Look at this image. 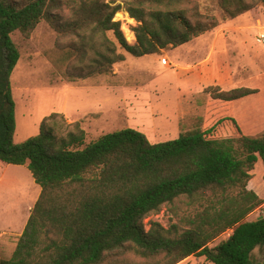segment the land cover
<instances>
[{
	"label": "trees",
	"instance_id": "obj_1",
	"mask_svg": "<svg viewBox=\"0 0 264 264\" xmlns=\"http://www.w3.org/2000/svg\"><path fill=\"white\" fill-rule=\"evenodd\" d=\"M205 1L217 13L203 11L200 0H0V162L25 165L40 186L12 255L0 256V264H178L196 255L211 264H264V255L254 253L264 251V214L247 219L264 204L247 186L257 160L264 163V130L244 134L224 109L206 126L202 116L187 117L176 138L156 143L129 127L85 143L76 123L66 136L42 123L39 133L13 139L9 77L20 55L12 32L29 37L44 21L76 43L78 61L89 54L87 73H111L124 60L117 44L136 57L159 54L264 6V0ZM120 9L135 20L134 34L125 24L121 31L114 17ZM204 92L217 111L258 90ZM163 206L175 222L150 221L146 229L144 219Z\"/></svg>",
	"mask_w": 264,
	"mask_h": 264
},
{
	"label": "rangeland",
	"instance_id": "obj_2",
	"mask_svg": "<svg viewBox=\"0 0 264 264\" xmlns=\"http://www.w3.org/2000/svg\"><path fill=\"white\" fill-rule=\"evenodd\" d=\"M108 1L110 0H106ZM114 1L111 5L121 3V0ZM200 2L203 11L217 13L213 10V3L205 0ZM125 12L120 9L114 17L124 23H135L127 19L130 17ZM117 14H122L123 18ZM246 15L252 19L253 25L256 23V27L245 31L247 37L245 48L248 51L249 49L256 51L255 58L253 56L252 58L256 66L264 68V44L255 42V36L260 32L259 28L264 32V6L260 5L252 9L249 14L246 13L238 20L246 19L244 18L247 17ZM123 22L120 23L121 31ZM107 34L116 41L112 32ZM11 37L20 55L9 77L16 122L14 142H20L39 133L42 123H45V129L52 127L53 134L57 137L75 131L76 123L84 131L85 143L107 132L126 127L138 129L155 142L176 138L174 128L160 129L153 125L154 130L151 135L140 127H151L147 116L152 111L156 114H172L174 94L171 86L166 85L164 81L166 73L172 66L171 57L169 58L166 52L168 48L164 49L163 55L149 54L136 57L125 52L117 44V51L124 55V60L114 64L113 72L87 73L89 54L82 61H78L74 58L77 53L74 48L76 43L73 45L70 38H61L44 21L37 24L29 37H24L19 31L12 32ZM149 66L154 67L156 75L153 80L158 92L157 95L156 92L146 90L149 105L148 100L128 105L119 101L118 96L120 97L121 93L115 94L105 89L110 85H121L127 87L126 93H133L132 87L138 88L141 86L140 83L149 77L146 73ZM255 84L264 90V74L255 78ZM154 85L151 87L155 89ZM54 113L55 125H53L54 120L49 118ZM185 119L187 117L183 121H186ZM187 122L189 123V120ZM39 193L40 186L35 183L25 165L0 162V256L2 258H9L12 255ZM263 210V208L254 210L255 212L248 215L247 219H255L257 213L262 214ZM150 221H157L168 227L175 222V218L171 217L163 206L159 213H153L144 219L146 229ZM229 233L230 230L221 234L208 246L214 247L219 241L227 238ZM254 253L258 258L264 255L262 248L255 249ZM178 264L211 263L205 256L196 255L189 256Z\"/></svg>",
	"mask_w": 264,
	"mask_h": 264
},
{
	"label": "crops",
	"instance_id": "obj_3",
	"mask_svg": "<svg viewBox=\"0 0 264 264\" xmlns=\"http://www.w3.org/2000/svg\"><path fill=\"white\" fill-rule=\"evenodd\" d=\"M245 14L228 20L214 30L204 32L181 46L168 48L166 52L168 57H171L172 66L166 73L164 81L166 85L171 86L174 94V102L171 105L172 114L150 112L147 119L151 127L140 126L148 134L153 135L154 125L160 129L174 128L177 137L180 132V122L184 118L202 116L205 118L204 126H206L214 120V114L220 113L223 109L224 113L231 114L236 119L244 134L256 135L264 130V90L255 84V78L264 74V68L256 66L254 60L256 51L253 49L248 51L245 48L247 45L245 31L256 27V23L253 25L248 15L244 17L246 19L238 20ZM129 19L135 22L133 18ZM163 52H165L164 49L159 55H163ZM146 73L149 77L143 80L138 88L132 87L133 93H126L127 87L121 85H110L105 89L115 94L121 93V96H118L119 101L128 105L145 100H148L149 105L146 90L156 92L157 95L158 92L153 80L156 75L154 67H147ZM153 85L155 89L151 87ZM208 86H220L224 89L246 86L255 88L258 92L233 100L229 105L220 103L218 106L220 110L217 108L216 111L210 104L209 95L204 92V88ZM149 141L156 143L151 139ZM251 174L248 188L264 199V163L260 158L255 163ZM260 208L264 209V204ZM258 216L260 212L255 218Z\"/></svg>",
	"mask_w": 264,
	"mask_h": 264
},
{
	"label": "built area",
	"instance_id": "obj_4",
	"mask_svg": "<svg viewBox=\"0 0 264 264\" xmlns=\"http://www.w3.org/2000/svg\"><path fill=\"white\" fill-rule=\"evenodd\" d=\"M123 21H121V23H122ZM124 23V22H123ZM126 26H127V28H128V30L132 33V34H134L133 33V31L130 29V24L129 23H127V22H125L124 23ZM259 30H260V32L255 36V40L258 42V43H261V44H264V32L262 31L263 29L262 28H259ZM123 31V30H122ZM126 37V36H125ZM126 39H127V37H126ZM128 40V39H127ZM129 41V40H128ZM130 42V41H129Z\"/></svg>",
	"mask_w": 264,
	"mask_h": 264
},
{
	"label": "water",
	"instance_id": "obj_5",
	"mask_svg": "<svg viewBox=\"0 0 264 264\" xmlns=\"http://www.w3.org/2000/svg\"><path fill=\"white\" fill-rule=\"evenodd\" d=\"M261 217H262V216L260 215V216L257 217V219H259V218H261Z\"/></svg>",
	"mask_w": 264,
	"mask_h": 264
}]
</instances>
